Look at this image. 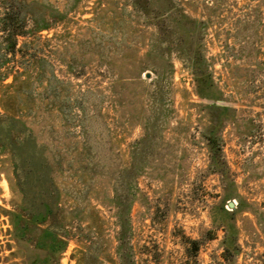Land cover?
Instances as JSON below:
<instances>
[{"label": "rangeland", "instance_id": "374dc122", "mask_svg": "<svg viewBox=\"0 0 264 264\" xmlns=\"http://www.w3.org/2000/svg\"><path fill=\"white\" fill-rule=\"evenodd\" d=\"M27 1L50 28L0 63L14 75L0 102L26 138L20 157L0 155L1 243L2 208L36 181L82 240L61 264H264V0L148 1V14L203 20L214 98L193 91L197 37L167 16L130 0Z\"/></svg>", "mask_w": 264, "mask_h": 264}, {"label": "trees", "instance_id": "16d2710c", "mask_svg": "<svg viewBox=\"0 0 264 264\" xmlns=\"http://www.w3.org/2000/svg\"><path fill=\"white\" fill-rule=\"evenodd\" d=\"M149 0H130L132 7L143 13L154 17V19L165 20L167 16L180 27L179 35L196 38L188 54V70L192 78V86L195 95L201 98H214L221 96L219 86L214 81L209 63L203 53L200 40L203 20L191 17L183 11L160 12V8L154 7V13L147 12ZM155 2H161L156 0ZM156 14V15H155ZM32 8V3L27 0H1L0 9V56L1 65L14 59L17 53L21 56L23 42L18 44V37H34L42 30H49V23L39 20ZM192 24V25H191ZM189 25V28L187 27ZM194 26V28H193ZM192 27V28H191ZM198 35V36H196ZM188 38V39H189ZM2 67V66H0ZM12 75L8 70L0 72V80L7 79ZM14 81V75H12ZM19 121L13 112L0 102V155H5L9 162L23 153L21 145L26 138L15 132ZM24 138V139H23ZM215 148L218 165H222L220 159L221 146L211 142ZM215 144V145H214ZM32 158L31 154H28ZM41 183V182H40ZM63 211L58 207L51 186L45 182L36 184V181L28 185V190L22 187L20 198L10 209H3L2 214L7 218V228L0 246L6 247L8 253L0 257L2 264H61L60 258L66 251L70 241L82 242L78 238V232H72L66 228L63 221ZM127 221V220H126ZM122 228L126 227L125 218ZM125 231L121 230V234ZM82 257L92 262L98 261L99 254L96 247L87 245L77 249ZM73 259V256H70ZM123 260V259H122Z\"/></svg>", "mask_w": 264, "mask_h": 264}, {"label": "water", "instance_id": "95a60500", "mask_svg": "<svg viewBox=\"0 0 264 264\" xmlns=\"http://www.w3.org/2000/svg\"><path fill=\"white\" fill-rule=\"evenodd\" d=\"M145 75H146V77H147V76H148V73H146ZM232 205H233V203H232V202H228V206H230V207H231Z\"/></svg>", "mask_w": 264, "mask_h": 264}]
</instances>
